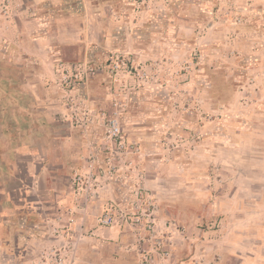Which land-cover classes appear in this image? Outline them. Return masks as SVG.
<instances>
[{
    "label": "rangeland",
    "instance_id": "obj_1",
    "mask_svg": "<svg viewBox=\"0 0 264 264\" xmlns=\"http://www.w3.org/2000/svg\"><path fill=\"white\" fill-rule=\"evenodd\" d=\"M94 1L55 78L75 159L33 191L26 263L264 264V0Z\"/></svg>",
    "mask_w": 264,
    "mask_h": 264
},
{
    "label": "crops",
    "instance_id": "obj_2",
    "mask_svg": "<svg viewBox=\"0 0 264 264\" xmlns=\"http://www.w3.org/2000/svg\"><path fill=\"white\" fill-rule=\"evenodd\" d=\"M17 1L13 19L0 23V91L7 92L0 97V264H28L30 248L42 241L25 237L27 217L43 204L33 194L40 179L44 178L47 193L61 195L53 188L56 174L46 169L67 167L75 159L63 154V146L72 139L70 132L59 134L53 122L64 113L55 86L59 66H74L60 48L78 46L81 27L89 32V23L100 16L94 0H76L73 5L71 0ZM43 8L63 10L55 17L61 25L55 35L46 27L48 19L39 14ZM8 105L13 106L10 111ZM54 154L59 156L55 162ZM22 158L28 160L24 175L31 178L30 184L17 171Z\"/></svg>",
    "mask_w": 264,
    "mask_h": 264
},
{
    "label": "built area",
    "instance_id": "obj_3",
    "mask_svg": "<svg viewBox=\"0 0 264 264\" xmlns=\"http://www.w3.org/2000/svg\"><path fill=\"white\" fill-rule=\"evenodd\" d=\"M62 67H63V65H60V69H61ZM63 69H64V68H63ZM63 69H62V70H63ZM64 71H65V72H68L67 69H64ZM91 71H92V69H91ZM75 77H77V75H76Z\"/></svg>",
    "mask_w": 264,
    "mask_h": 264
}]
</instances>
